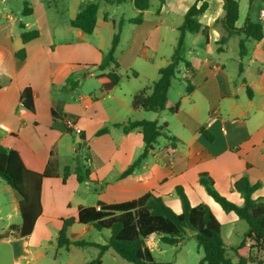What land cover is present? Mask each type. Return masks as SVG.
I'll use <instances>...</instances> for the list:
<instances>
[{
    "label": "crops",
    "instance_id": "obj_1",
    "mask_svg": "<svg viewBox=\"0 0 264 264\" xmlns=\"http://www.w3.org/2000/svg\"><path fill=\"white\" fill-rule=\"evenodd\" d=\"M24 1L33 9L29 16L22 14L23 6H12L11 1L10 11L7 6L0 8V146L17 151L28 170L44 176L39 201L27 207L36 215L30 234H21L22 197L8 184L9 197L0 199V264H46L42 260L54 250L55 260L65 256L66 264H87L83 250L96 249V256L99 250L88 244L60 246L64 220L75 219L66 233L71 241L106 244L110 231L79 223L81 209L126 203L152 192L180 214L177 187L184 190L192 206L206 204L221 223L222 234L225 227L229 235L235 234L237 246L248 225L221 208L200 183V175L207 173L215 189L238 205L243 198L233 185L247 175L252 184H260L252 197L264 199V36L253 40L256 45L250 48L252 39L235 35L218 51V41L225 34L223 0H206L209 7L200 22L207 36L203 31L186 35L185 54L191 68L178 71L180 76L172 80L168 93V109L179 103L178 110H135L133 97L152 87L159 69L173 54L164 50L168 32L178 31L196 0H166L163 5L158 1L155 8L150 3L140 24L130 23L133 17L108 11L127 3L134 8L129 0L119 4L100 1L91 34L70 22L84 4L94 0H67L66 16L55 7L56 0ZM103 7L107 10L102 11ZM249 19L264 28L261 13ZM243 25L237 22L238 28ZM23 30H38L40 35L24 44ZM117 33L115 57L122 78L113 84L109 71L94 65L101 63ZM234 38L238 49L230 58L228 44ZM241 39L246 41L243 58ZM22 48L26 56L19 61L16 53ZM175 84L178 91L171 99ZM26 88L32 91L34 111L21 102ZM67 120L81 132L68 129ZM128 120L166 124L178 142L171 148L161 138L141 166L122 177L144 147L139 130L126 133L119 126ZM105 127L108 132L98 135ZM94 230L98 238L87 239ZM160 243L157 235L147 239L152 251L161 250ZM112 252H104L102 264L109 254L115 259ZM263 256L264 251L260 256L264 263Z\"/></svg>",
    "mask_w": 264,
    "mask_h": 264
},
{
    "label": "trees",
    "instance_id": "obj_2",
    "mask_svg": "<svg viewBox=\"0 0 264 264\" xmlns=\"http://www.w3.org/2000/svg\"><path fill=\"white\" fill-rule=\"evenodd\" d=\"M100 1L119 4L125 0H94L88 2L82 6L70 25L86 34H91L96 27ZM129 1L138 11L137 15L131 18L129 22L140 24L143 21V12L150 8L151 0ZM158 1L160 5H163L166 0ZM208 7L209 4L206 0H196L188 9L182 25L178 29L179 36L169 63L159 69V77L150 89H143L133 97V109L156 113L166 110L175 113L178 110L179 103L168 109V93L172 80L178 74L180 64L184 63L186 68H191L185 54L186 35L203 31L207 36V28H202L200 18ZM223 9L222 23L225 34L218 41V51H221L222 46L228 39L235 35H244L246 39L255 41L262 40L264 36L262 24L247 18L241 28L237 27L240 16V4L237 0H223ZM32 12L33 9L30 3L24 1L22 14L29 16ZM39 35L38 30H23L21 38L25 44L38 38ZM245 42V39L239 41L241 58L246 55ZM118 44L119 34L117 33L113 38L109 51L103 55L101 63L94 65L101 71H109L107 75L113 84H118L122 78L115 57ZM25 56L24 48L16 53V58L19 61H23ZM241 70L240 64L239 72ZM21 102L28 110L34 111L30 88H26L21 93ZM119 126L126 133L139 130L142 133L144 143L143 151L122 174V177L131 174L140 167L142 162L155 150L161 138H166L170 142L171 148H175L178 142V139L167 131V125L159 124L156 120H128L127 123ZM106 132H108L107 127L101 129L97 134ZM43 176L28 170L17 151L0 146V177L22 197L23 224L21 234L23 236L30 234L33 230L36 215L27 210V207L31 203L34 205L36 201H39ZM200 183L226 213L233 212L248 225V230L244 233L240 243L235 247H231L236 257L235 262L228 256L227 245L222 234V225L211 209L206 204L192 206L181 187L176 188V194L182 204L180 214L174 212L161 197L154 195L152 192L126 203L114 205L99 203L98 206L101 207V210L93 207L81 209L78 222L92 224L99 231L109 230L110 236L107 243L71 241L66 233L68 228L75 222V219L70 218L64 220V225L59 232V244L66 247L70 245L83 246L85 244L96 247L99 250L97 257L87 264H102V256L109 249H112L119 257L131 264H168L156 261L152 250L147 245V239L152 235H157L161 243L178 245L186 239L188 232H191L204 253L199 264H264L260 260V256L264 251V199H254L252 197L253 193L260 188V184H252L247 175H243L238 179L233 185L234 190L239 192L243 198V203L238 205L229 201L215 189L213 179L207 173L200 175Z\"/></svg>",
    "mask_w": 264,
    "mask_h": 264
},
{
    "label": "rangeland",
    "instance_id": "obj_3",
    "mask_svg": "<svg viewBox=\"0 0 264 264\" xmlns=\"http://www.w3.org/2000/svg\"><path fill=\"white\" fill-rule=\"evenodd\" d=\"M12 2V6H18L21 8L23 6V0H5L4 2L0 0V8H3V6H7V10L10 11L9 2ZM240 4V16L238 20V25H243L245 20L247 18H257L259 14L264 10V0H237ZM66 2L67 0H56V8L58 11L63 15L66 16ZM152 8H155L158 5V0H152L151 1ZM107 8H102V11H106ZM116 11L119 14H124L125 17L130 18L136 16L135 8L131 6L130 3L124 4L122 8H109L108 11ZM118 20V19H117ZM119 21V20H118ZM176 22V21H174ZM119 28V27H118ZM179 36V31H170L167 34V41L164 44L165 51L167 52L169 50V54H172L174 50V46L177 43V39ZM253 45H256V42L252 40L251 44H249V47L252 48ZM238 46L236 42V38L231 39L228 44V50H227V56L230 58H234L235 54L237 52ZM249 56L247 57V60L249 59ZM187 59L189 56L186 57ZM230 65H233V62L230 63ZM185 64L181 63L178 71H184ZM233 68V67H232ZM180 74L178 73V77ZM177 84L174 85L173 90L171 92V99H174L177 94ZM152 117L155 114H151ZM8 183L0 177V199H4L9 197V194L7 192ZM243 225H246V222H241ZM109 233V231L107 230ZM90 236V237H89ZM87 237L89 240H95L98 238V233L96 230L92 232ZM224 242L227 245V253L228 256L235 262L236 257L234 256L233 251L231 250V247H235V244L238 242L237 238L235 237V234L229 235L228 233V227H225L224 234H223ZM237 241V242H236ZM161 250L154 249L153 255L158 262L168 263V264H199V261L202 259L204 253L203 250L198 246V243L194 237L191 236V232H188V235L186 236V239L178 245H168L164 243H160ZM97 250L90 248L87 250H83L82 255L87 258L88 261H91L95 259ZM114 253V252H112ZM115 259H112L110 254L107 255L104 259V264H131L127 262L126 260L119 257L117 254L114 253ZM55 256V250L48 252V256L45 257L42 262L46 264H66V257H58L56 260L54 259ZM264 257V256H263ZM77 264H82L80 261L77 262Z\"/></svg>",
    "mask_w": 264,
    "mask_h": 264
},
{
    "label": "built area",
    "instance_id": "obj_4",
    "mask_svg": "<svg viewBox=\"0 0 264 264\" xmlns=\"http://www.w3.org/2000/svg\"><path fill=\"white\" fill-rule=\"evenodd\" d=\"M261 15L264 16V11L261 12ZM66 125H67L68 129H72L76 134H79L81 132V130L71 120H67ZM97 210H101V207L98 206Z\"/></svg>",
    "mask_w": 264,
    "mask_h": 264
}]
</instances>
